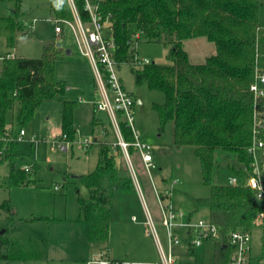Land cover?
Wrapping results in <instances>:
<instances>
[{"label":"trees","instance_id":"trees-1","mask_svg":"<svg viewBox=\"0 0 264 264\" xmlns=\"http://www.w3.org/2000/svg\"><path fill=\"white\" fill-rule=\"evenodd\" d=\"M75 1L81 18L87 21L89 14L84 0ZM262 3L263 0H102L100 11L109 19V32L116 41L121 63L135 62L132 36L136 32L141 33L139 41L167 40L172 44L168 55L170 64L147 62L132 67L136 83L146 82L149 89L164 94V101L152 106L158 113L161 129L173 122L174 144L194 147L203 183L210 188L208 196L188 194L194 207L207 208L209 219L224 232L253 231L259 225L262 230L259 262L264 263V202L255 200L254 191L245 182L253 162L249 152L254 112L251 85L258 71H264V27L259 19ZM50 8L53 19H74L68 0H51ZM25 25L19 19V10L14 15L0 17V35L6 38L8 49L15 47L17 30L31 33L25 30ZM196 37H206L216 45V52L203 63H192L183 45L186 39ZM57 51L50 44L45 55L39 58L12 56L10 52L1 58L0 166L7 165L9 171L0 184L5 187L36 182L33 173L38 164L35 161L29 164L30 171L14 164V158L22 156L18 152L21 138L8 125V115L11 113L22 128L33 119L42 101L65 93L66 85L55 78ZM77 106L76 101H63L60 135L68 140L77 136ZM121 128L124 139L132 143L133 133L123 120ZM128 150L132 161L139 156L133 145ZM123 154L119 144L111 146L100 141L95 170L77 176L88 189L87 197L78 193L79 220L88 223L89 239L93 243H107L109 239L113 191L135 188L130 170L118 162ZM220 160L227 162L236 182L215 180L214 172ZM1 208L10 211L9 200ZM216 251L217 263L228 260L229 245L218 242ZM44 255L41 242L0 230L1 260H37Z\"/></svg>","mask_w":264,"mask_h":264},{"label":"rangeland","instance_id":"rangeland-1","mask_svg":"<svg viewBox=\"0 0 264 264\" xmlns=\"http://www.w3.org/2000/svg\"><path fill=\"white\" fill-rule=\"evenodd\" d=\"M50 3L51 0H0V17L14 15L15 10H19V19L26 24L25 30H31L27 34L24 30H17L16 44L11 49L7 47L6 38L0 35V61L9 52L17 57L39 58L45 55L46 46L53 44L58 50L55 78L67 87L63 95L42 101L33 119L22 128L11 113L8 115V125L13 130L18 133L20 129L25 131L18 150L22 156L15 157L14 164L24 167L35 161L38 167L33 173L35 183L13 185L10 188L0 184V230H8V234L14 237H27L41 242L45 247V255L37 260L0 259V264H88L89 260L110 257L106 248L90 243L87 236L88 225L79 220L81 214L78 193L87 197L88 189L79 182L77 176L95 170L100 141L113 146L117 142V135L108 112L96 111L94 107V101L101 96L92 64L79 48L76 30L71 25L64 24L63 32L56 33ZM259 19L264 27V0L259 8ZM184 42L192 63H203L216 52V45L206 37L190 38ZM171 47L172 44L167 40L149 42L141 39L134 53L142 61L170 64L168 55ZM132 67V64L121 66L120 76L135 101V127L154 147L159 165L153 171L156 184L158 188L164 189L178 179L171 198L173 205L192 212L196 218L208 219L207 208L196 209L188 197V194L203 197L210 193L209 186L203 183L201 165L194 147H178L174 144L173 122L161 129L158 113L152 106L153 103H162L164 94L149 89L146 82L138 85ZM139 99L141 103L138 102ZM64 100L78 102L75 118L82 131L77 132L76 141L92 138L93 143L87 151L79 143H75L73 149L67 151L52 148L53 139L61 134ZM118 162L122 167H128L133 177L125 154ZM133 164L139 186L134 182V189L117 188L113 191L107 248L111 251V256L117 258L161 262L157 240L145 223L146 209H149L161 241L166 246L159 204L139 156L133 158ZM219 164L214 172L215 180L230 183L234 177L227 162L220 160ZM8 171L7 165L0 166V182ZM56 186L59 188L55 189ZM5 200L10 202V211H3L1 208ZM261 234V227L256 224L252 231L250 264H264L259 262ZM208 245L211 246V252L205 255L206 260L213 259L214 256L212 244H207V247ZM175 251L183 256L182 246ZM198 252L203 255L205 247H200Z\"/></svg>","mask_w":264,"mask_h":264},{"label":"built area","instance_id":"built-area-1","mask_svg":"<svg viewBox=\"0 0 264 264\" xmlns=\"http://www.w3.org/2000/svg\"><path fill=\"white\" fill-rule=\"evenodd\" d=\"M102 0H84L85 10L89 14V19L84 21L77 9L75 0H68L72 9L73 20L54 19L55 31L63 32V25L69 24L77 34L78 45L82 53L90 60L98 86V93L101 98L94 101L96 110L107 111L113 130L117 135V142L123 150V153L130 162V168L133 172L134 182H139L135 173L134 164L130 156L128 147L133 145L137 148L139 158L143 164L144 170L153 184V189L157 202L161 223L165 228L166 246L162 243L155 221L149 209H146V224L150 232L154 234L161 257V262L132 261L127 259L113 260L111 258H100L89 261L88 264H248L251 258L252 249V231L245 229H235L224 232L221 226L212 222L209 218L193 219L188 212L176 208L171 200L172 188L178 184V179L173 180L171 185L164 189L158 188L153 177V171L158 169V164L154 157V147L145 140L135 127L134 98L125 88L123 79L120 76L121 66L127 63L119 62L117 58V44L114 37L110 34L108 28V17L100 11ZM141 37L140 32L132 36V47L137 46ZM134 48V47H133ZM134 48V49H135ZM148 61H142L135 54V62L129 63L133 66L142 65ZM254 93V112H253V133L252 143L249 152L253 155L252 171L246 179V185L249 186L255 195V200L264 202V164L262 162L264 149V71H258L256 80L251 85ZM125 121L131 129L134 141L127 142L123 137L121 121ZM77 132L81 133L80 129ZM25 135L24 129L19 136ZM75 143H79L87 150L93 143V139L86 137L83 141L76 138L68 140L65 135H59L52 141V148L60 151H67ZM26 171H30V166H24ZM237 179L233 178L232 182ZM59 187L56 186L55 189ZM136 220V217H133ZM218 242L230 246L228 260L217 263L216 244ZM207 244L213 246V259L206 260L203 255H199L198 249L202 246L205 251ZM182 246L183 256L176 253V248ZM215 246V247H214ZM182 257L185 258L182 259Z\"/></svg>","mask_w":264,"mask_h":264},{"label":"crops","instance_id":"crops-1","mask_svg":"<svg viewBox=\"0 0 264 264\" xmlns=\"http://www.w3.org/2000/svg\"><path fill=\"white\" fill-rule=\"evenodd\" d=\"M57 33V32H56ZM62 33V32H61ZM61 33H57V34H61ZM187 40V39H186ZM185 44V42H183V45ZM188 52V51H187ZM9 54H11L12 56H14V54L12 53V52H10ZM188 55H189V53H188ZM189 59H190V56H189ZM138 102H142L141 101V99H139L138 100ZM95 107V106H94ZM96 109V108H95ZM94 109V110H95ZM96 111H98V110H96ZM76 122H77V120H76ZM77 124L79 125V123L77 122ZM78 128L80 129V131H82L81 130V128H80V126H78ZM74 146V145H73ZM73 146L71 147L72 149H73ZM90 148V147H89ZM88 148V149H89ZM84 149V148H83ZM87 149V150H88ZM85 150V149H84ZM87 150H85V151H87ZM154 157H155V153H154ZM155 161L157 162V160H156V158H155ZM157 164H158V162H157ZM159 166V165H158ZM154 180H155V178H154ZM162 180L163 181H166V179L165 178H162ZM155 183H156V181H155ZM167 187V186H166ZM165 188V187H164ZM173 196V195H172ZM172 198V197H171ZM208 210V209H207ZM189 213V215L193 218V219H200V218H196L195 216H194V214L192 213V212H188ZM208 213H209V211H208ZM209 218V217H208ZM145 223H146V221H145ZM87 225H88V223H87ZM149 233V232H148ZM87 236H88V239H89V226H88V232H87ZM89 241H90V239H89ZM90 243L91 244H93V245H99V246H103L104 248H106V250L108 251V255L110 256L109 258H111V259H113V260H121L122 258H117V257H115V256H111V251L107 248V244L106 243H93V242H91L90 241ZM215 247V246H214ZM212 248H213V246H212ZM206 249H211V246L209 247V245H208V247L206 246ZM102 253V252H101ZM207 253H209V251H205L204 253H203V256L205 257V255L207 254ZM185 260V259H184ZM89 261H91V260H89ZM88 261V262H89ZM146 262V261H145ZM147 262H151V261H147Z\"/></svg>","mask_w":264,"mask_h":264},{"label":"water","instance_id":"water-1","mask_svg":"<svg viewBox=\"0 0 264 264\" xmlns=\"http://www.w3.org/2000/svg\"><path fill=\"white\" fill-rule=\"evenodd\" d=\"M2 232L5 231V230H1Z\"/></svg>","mask_w":264,"mask_h":264}]
</instances>
